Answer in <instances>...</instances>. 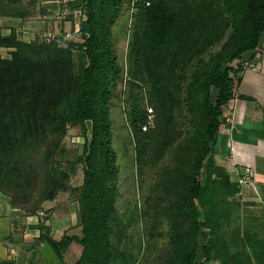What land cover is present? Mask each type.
<instances>
[{
    "label": "trees",
    "instance_id": "trees-1",
    "mask_svg": "<svg viewBox=\"0 0 264 264\" xmlns=\"http://www.w3.org/2000/svg\"><path fill=\"white\" fill-rule=\"evenodd\" d=\"M79 1L71 4L84 16L76 33L81 42L39 35L26 42L13 30L7 36L0 33V48L11 49L9 57L0 54V192L25 214H36L44 201L67 190L70 173L81 163L83 182L74 189L81 236L64 233L56 240L50 236V228L38 222L34 227L40 232L36 246L48 242L59 264H66L63 254L72 242L82 245L74 264H116L118 259L121 264H138L132 253L121 252L113 243V234L120 232L114 228V223L120 224L116 210L120 166L112 144L113 117L108 103L121 72L112 26L123 0ZM149 2L148 6L139 3L130 43L132 79L126 89L129 99L138 96L143 79L135 67L136 59L143 56L156 125L142 131L147 112L139 103L131 105L127 115L139 169L149 157L162 164L167 157L169 162L164 168L159 164V178L151 186L156 195L151 208L162 211L170 225V244L158 264L211 260L228 264L231 256L224 240L211 238L220 221L230 216L240 185L230 180L214 155L220 128L226 122L223 107L235 97L243 62L253 59L264 34V0H196L195 16L184 12L188 6L174 8L168 0ZM3 12L8 11L0 9ZM193 24L198 26L195 39L189 33ZM228 26L232 31L219 50L203 56ZM75 50L88 60L78 71ZM235 60L239 63L233 65ZM180 105L185 110L184 129L172 116ZM86 120L92 121L89 147ZM75 123L85 129L83 151L66 168H57L54 155L68 126ZM124 129L126 138V126ZM236 130L232 137L242 141ZM156 165L154 162L153 169ZM144 204L143 214L147 215L150 203ZM202 229H208L210 236L203 244V262H199L196 254ZM116 236L119 245L121 233Z\"/></svg>",
    "mask_w": 264,
    "mask_h": 264
},
{
    "label": "rangeland",
    "instance_id": "rangeland-1",
    "mask_svg": "<svg viewBox=\"0 0 264 264\" xmlns=\"http://www.w3.org/2000/svg\"><path fill=\"white\" fill-rule=\"evenodd\" d=\"M68 1V0H67ZM61 1L60 7L56 12V16L51 23L47 26L46 35L42 36L46 39H51L53 36H62L65 39H74L77 42H81L82 39L77 35V30L79 27L80 19L83 13L79 11H73V7L68 2ZM150 1V0H146ZM169 3L178 8L182 6H188V9H184V12L190 11L191 16L195 12L194 3L196 0H168ZM80 3L79 0H77ZM193 7V8H192ZM138 12L139 4L134 6L131 5V0H123L120 7V13L117 17L114 25L112 26V41L114 45L115 57L117 58L118 64L121 66V72L116 80V85L110 91V114L112 118L111 126V138L112 144L117 151V156L120 166V177L118 181V194L116 195V210L117 217L120 224L116 225L114 223V228L120 231L121 240L119 245L116 243L115 235L113 234L114 244L118 246L119 250L124 253H132L137 259L138 264H158L162 253L169 247L170 244V225L167 217L160 211L157 213V208H151L155 205V197L153 191H151V186L159 178V160H152L150 157L147 158L146 165L139 169L136 162V143L133 139V133L131 132V126L128 120V108L134 103H139L143 108L146 109V122L142 124V131H149L153 129L156 125V114L154 111V105L152 104L153 95L149 94V88L151 86V80L148 78L146 73V65L144 64L140 56L136 59V69L137 75L140 76L141 80L139 94L135 98H128L127 87L128 81L132 79L129 69H130V43L133 37V31L138 22ZM73 16L75 31L70 29V21L66 18L67 16ZM193 29L190 30L191 39L197 38L196 32H198L197 24H193ZM43 31L39 30L38 32ZM231 27L228 26L224 30L223 34L217 38L218 40L210 44L205 51L202 53L206 56L213 53L222 46L226 38L231 33ZM53 32V33H52ZM52 33V34H51ZM31 36L30 38H32ZM31 40V39H30ZM5 56V55H4ZM195 60V59H194ZM74 61L76 64L77 71L80 70L81 66H86L88 60L84 53L79 50L74 51ZM239 63V60H235L233 65ZM245 66H249L248 63L243 62ZM190 65L188 64V67ZM242 74V73H241ZM240 74V75H241ZM240 92V89H239ZM215 95V91H213ZM225 116H231L232 109L224 108ZM255 110H258L257 107ZM223 111V112H224ZM175 118L176 124L184 129L185 127V110L183 106H178L172 113ZM227 119V118H226ZM226 123V122H225ZM126 126L127 137H123V129ZM223 134L226 135L224 128H222ZM84 126L81 123H75L68 126L66 134L61 142L60 147L57 149L54 155V166L57 168H66L68 162L76 160V158L81 155L83 151L84 143ZM125 132V129H124ZM223 139V140H222ZM229 145V146H228ZM218 153L214 155V160L218 165H225L227 171L231 172L235 178L236 164L230 158V143L229 140H225L224 137H220L218 140ZM165 159L162 167L166 166L169 162ZM154 162L156 169H153ZM163 167V168H164ZM245 169L237 168V172L244 173ZM236 172V173H237ZM204 174V172H202ZM244 176V174H242ZM241 177V176H240ZM239 181V179H238ZM83 182V165L81 163L76 165L75 172L70 173V178L68 180V188L66 191H59L56 198L52 201H44L41 205V210L36 214H33L34 221L44 223L45 226L49 227L50 219H68V224L64 227H59L60 236L64 233L81 236L80 224H79V214H78V204H77V191H74ZM244 182V180H243ZM245 184V182H244ZM240 184V185H244ZM244 192V196L243 195ZM248 192L241 189L238 196L233 198L231 213L228 219H222L220 221L219 228L215 231V235L212 236V240L215 236L220 237L221 240H231L232 229L234 227L246 228L248 225L249 217H252L257 212L255 211L257 206L255 203H251L247 200ZM151 198V199H150ZM144 201L150 203L147 207V215L143 214ZM251 210V211H250ZM253 211V212H252ZM162 214V215H161ZM241 217H245V220H241ZM159 221L157 222V220ZM39 220V221H38ZM61 220V219H60ZM51 231V230H50ZM202 233L199 235V247L197 249L196 260L203 262L202 248L203 244L210 236L208 229H202ZM258 233L255 234L257 236ZM233 239V238H232ZM141 245V246H140ZM36 246V245H35ZM123 249V250H121ZM136 249V250H135ZM120 260L116 261V264H121ZM208 263V262H207ZM205 264V263H204Z\"/></svg>",
    "mask_w": 264,
    "mask_h": 264
},
{
    "label": "crops",
    "instance_id": "crops-1",
    "mask_svg": "<svg viewBox=\"0 0 264 264\" xmlns=\"http://www.w3.org/2000/svg\"><path fill=\"white\" fill-rule=\"evenodd\" d=\"M61 1L67 0H0V9L8 11L0 14V33L7 36L13 30L19 39L26 42L37 35H46L47 26L56 16V12H59L56 10L59 9ZM70 1L76 0H68L67 4ZM72 10L79 11L75 8ZM66 18L70 21V29L73 27L75 31L72 14ZM39 30L43 31L38 32ZM31 36L33 37L30 38ZM9 51L10 48H0L3 57H9ZM254 53L252 60L245 59L249 66H245L241 74L235 97L224 106L225 109H232V113L226 117V123L220 128V133L223 134L221 129L224 128L226 135L219 136L229 140L230 158L236 167L245 169L244 173H239L236 168L235 178L229 170L230 180L237 183L238 179L246 181L244 185L239 183L240 191L243 189L248 192L245 195L247 200L257 206V213L249 217L246 228L234 227L231 236L233 239H225V247L229 249L231 256L228 264H264V34ZM241 95L251 99H243ZM256 107L258 110H255ZM233 129H237L242 141L234 140ZM236 196L238 193L234 198ZM34 217L12 206L9 196L0 192V264H38L39 245H35L38 244L40 232L34 228L38 223L37 219L33 220ZM66 217L60 218L61 220H48L51 226L50 236L53 239L58 240L62 236L57 234L59 227L67 224L69 226ZM241 218L245 220V217ZM81 252L82 245L72 242L63 254L64 262L74 264L80 258ZM205 264L221 263L211 260Z\"/></svg>",
    "mask_w": 264,
    "mask_h": 264
},
{
    "label": "water",
    "instance_id": "water-1",
    "mask_svg": "<svg viewBox=\"0 0 264 264\" xmlns=\"http://www.w3.org/2000/svg\"><path fill=\"white\" fill-rule=\"evenodd\" d=\"M85 125L87 145L89 147L92 139V121L86 120ZM38 252V264H59V258L48 242H42L38 247Z\"/></svg>",
    "mask_w": 264,
    "mask_h": 264
},
{
    "label": "built area",
    "instance_id": "built-area-1",
    "mask_svg": "<svg viewBox=\"0 0 264 264\" xmlns=\"http://www.w3.org/2000/svg\"><path fill=\"white\" fill-rule=\"evenodd\" d=\"M139 3H143L145 4L146 6H148L150 4L149 1H146V0H131V5L134 6L136 4H139ZM240 184H244V182L246 183V181L243 182V179H239L238 181Z\"/></svg>",
    "mask_w": 264,
    "mask_h": 264
}]
</instances>
